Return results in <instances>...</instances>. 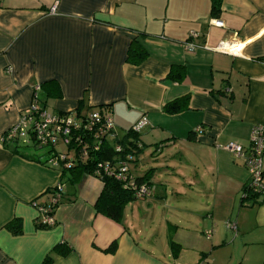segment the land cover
<instances>
[{
  "label": "crops",
  "instance_id": "1",
  "mask_svg": "<svg viewBox=\"0 0 264 264\" xmlns=\"http://www.w3.org/2000/svg\"><path fill=\"white\" fill-rule=\"evenodd\" d=\"M213 2L1 1L0 139L35 98L51 114L106 110L118 138L145 120L130 169L153 191L115 223L94 210L99 179L71 182L42 164L47 150L28 146L27 160L0 141V264H264V194L244 200L249 174L224 150H247L264 125V0H220L216 14ZM221 42L230 52L215 50ZM132 44L146 54L137 65L126 63ZM185 98L183 111L163 110ZM59 183L54 226L38 229Z\"/></svg>",
  "mask_w": 264,
  "mask_h": 264
},
{
  "label": "built area",
  "instance_id": "2",
  "mask_svg": "<svg viewBox=\"0 0 264 264\" xmlns=\"http://www.w3.org/2000/svg\"><path fill=\"white\" fill-rule=\"evenodd\" d=\"M211 25L222 27L223 23L218 20H211ZM196 34H191L192 38ZM196 46L192 43H186L187 52L192 53ZM219 52H230L228 42H221L215 49ZM33 104L20 114L19 120L1 136V142L20 143L23 147L36 146L45 148L49 151V159L46 162L51 167H62L65 169L71 168L77 159L86 160L89 154L99 151L104 140H119L115 133L113 120L106 110L97 112L93 111L88 115L77 117L74 113L67 114H51L42 109L36 103ZM145 120H140L131 131L139 134L146 126ZM202 127H196L194 134H201ZM61 144L65 147V154L58 153L56 147ZM116 153L122 152L119 145L113 148ZM224 150L230 153L235 159H240L243 167L247 169L249 174L248 188L253 194H264V169H262V153H264V125H257L251 130L250 142L247 150L242 146L234 143H228L224 146ZM76 151L78 158H76ZM130 155H125L124 158L115 156L111 161L100 163L92 176L112 177L119 181L124 188H130L133 191V196L136 199H144L152 194L153 186L148 183H140L135 185L134 178L129 167ZM101 180V179H99ZM55 195L50 198L53 204L58 202L61 197L63 187L57 184L54 187ZM47 207H38V220L36 225L51 228L54 226L53 215L48 214ZM234 224H227V229L235 230Z\"/></svg>",
  "mask_w": 264,
  "mask_h": 264
},
{
  "label": "trees",
  "instance_id": "3",
  "mask_svg": "<svg viewBox=\"0 0 264 264\" xmlns=\"http://www.w3.org/2000/svg\"><path fill=\"white\" fill-rule=\"evenodd\" d=\"M1 1L2 0H0V6H1ZM219 7H220V0H214L213 9H212L214 14L218 12ZM128 51L129 53H128V58H127L126 63L137 65L140 62L144 61V59L146 58L145 52L141 50V48L138 47L136 44H132L131 48L128 49ZM183 72L184 71L182 68H179V69L176 68L173 70V72H170L169 78L175 81H180L184 75ZM186 105H187V99L185 98V99L178 100L177 102H174L166 106L163 110H165L166 113H169V114H176V113L183 111L184 108H186ZM82 109H83V106L81 104V106L78 107V111L74 112V114L77 117H82L92 112L90 111L84 114V113H81ZM95 111L101 112L103 111V109L98 108ZM139 143H140L139 136L133 133L130 129L123 135L122 138H119V140H116V139L104 140V142L101 144V147L99 148V151L96 153L91 152L89 154V157L86 160L77 159L74 165L69 169H65L62 166L61 175H63L64 177L65 176L64 174H66L68 176L67 179L71 182L76 181L79 178V176H81L82 174L93 175V173L97 169L98 164L100 163L111 161L115 158V156H119V155L123 158L125 155H130V157L133 156V154H135V150H137ZM4 144H5V147L9 148L12 153L17 154L20 157L27 159V160H35L32 154H28L24 152L27 147L21 146L20 143L4 142ZM117 145L120 146V148L122 149V152L120 153L115 152L113 148H115ZM33 148L35 149L33 152H35L36 150H41V149L45 150V148H38L36 146H33ZM44 155L45 156L49 155V151L46 152ZM76 158H78L77 151H76ZM130 161L131 160H129V167H130ZM44 163L46 162H43L42 164ZM132 176L134 178L133 184L135 185L139 186L140 183L148 182L145 177L136 178L134 175ZM98 178L101 179L100 181L103 183L102 184L103 188H102L100 195L97 196L98 199L96 201L94 210H96L98 214H101L105 218H108L110 221L115 222V223H120L122 216H123V208L125 207L126 204L136 199L133 196V191L130 188L128 189L124 188L123 185L120 184L121 182L119 183V181L115 180L112 177H108V175L103 176L102 178L101 177H98ZM250 191L251 190L248 188V186H246L245 189L243 190L244 192L243 198L244 200L251 201L252 202L251 204H254L259 194L258 193L253 194ZM47 193L49 194V200H50V198L55 195L54 187L53 189L49 190ZM63 195L64 194L62 191L61 197L60 199H58V202L56 204H53L51 201H49L48 204H46L45 206H42V207H47L49 209L48 210L49 215L54 214V211L56 210V208L62 201L61 198H63ZM17 223L18 221H12L5 226L8 230L12 231V233L18 234L19 227L17 226ZM14 228H16V231L14 230ZM37 228L42 229V230L49 229L44 226H40L38 224H37ZM111 248H113V246ZM65 252L66 251L63 248H61V246L54 247V250H53V253H56L57 255H63L65 254ZM50 259H51V256H48L44 260L43 264H50L51 262Z\"/></svg>",
  "mask_w": 264,
  "mask_h": 264
},
{
  "label": "rangeland",
  "instance_id": "4",
  "mask_svg": "<svg viewBox=\"0 0 264 264\" xmlns=\"http://www.w3.org/2000/svg\"><path fill=\"white\" fill-rule=\"evenodd\" d=\"M121 135H122V133H119V137H121ZM66 149H65V147L64 146H62L61 144H58V147H56V150L55 151H57L58 153H61V154H65L66 153V151H65Z\"/></svg>",
  "mask_w": 264,
  "mask_h": 264
}]
</instances>
